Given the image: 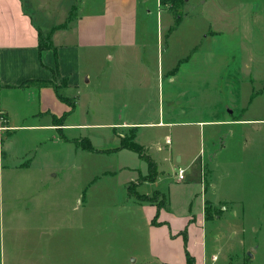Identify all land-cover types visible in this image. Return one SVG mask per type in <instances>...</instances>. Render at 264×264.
I'll list each match as a JSON object with an SVG mask.
<instances>
[{
    "label": "rangeland",
    "instance_id": "1",
    "mask_svg": "<svg viewBox=\"0 0 264 264\" xmlns=\"http://www.w3.org/2000/svg\"><path fill=\"white\" fill-rule=\"evenodd\" d=\"M193 1L190 2L193 8L187 4L171 11L175 15L177 11L184 13V17L187 11L194 13L193 17L189 13L184 18L173 41L175 50L171 52V57L174 59L184 55L188 49L187 43L194 39L199 41L201 30L207 28V20L196 15L199 14V0ZM157 9V0H148L146 5L139 7V26L149 31L145 40L156 39L153 31ZM147 11L152 13L148 14ZM237 42L238 45H235ZM163 43L165 58L168 55L166 37ZM229 45L228 42H221L216 46L211 39L204 43L200 53L202 56L206 53L208 65L198 66L197 70H202V74L195 76L201 80L194 81L183 67L179 71L174 88L176 91H180V88L190 89L194 96L192 101L191 94L180 93L181 101L177 103V108L179 111L181 108L185 110L177 117L180 122L207 118L209 111L200 110V101H203L200 92L215 93L218 96L216 103L219 104L224 101L234 105L233 99L239 105L248 103L252 89L257 88L260 82L256 78L252 84L251 78L255 79L257 74L264 71V47H246L238 40L231 47ZM96 56L101 58L100 55ZM252 56H255V61H251ZM97 57L84 59L83 70L87 71L91 80L80 89L64 91L66 95L73 96L77 109L67 120L72 126L62 133L27 127L20 130L12 126L35 122L27 113L38 108L25 100L27 88L26 91L11 92L0 84V110L10 111L9 118L5 111H0V264L179 263L176 256L177 248H180L178 244L163 242L160 235L153 240L154 245L151 243V230L148 227L150 213L137 203L142 199L139 192L152 195L156 189L162 191L165 198L161 200H168L163 208L165 217L183 218L191 214L199 217L197 197L191 194L190 186L184 187L178 181L177 153L184 152L185 158L189 159L193 150H202L199 158H205L215 154L220 142L218 140L216 146L209 148L211 131L207 127L200 129V125L195 123L164 128L147 126L143 128L142 138L146 144L150 145L155 138L163 139L166 132L174 138V142L159 152L160 155L153 148L150 149L157 157L159 155L158 158L161 156L164 170L161 180L158 183L139 182L144 177L141 173L148 170L140 154L128 149L120 152L112 150H119L124 144L127 148L136 145L144 158L150 159V156L135 140V128L126 125L111 128V123L118 120L115 119L118 108L127 103L122 96L130 95L133 90L139 94L142 90L136 85L137 78L132 79L131 70L124 68L127 78L120 90L126 92L113 97L116 101L111 102L109 91L117 92L119 84L114 88L110 86L113 84L110 79L113 73L107 71V62ZM148 59L153 65L149 68L153 100L141 103L146 108L141 119L150 122L161 107L166 110L167 119L172 105L167 76L159 80L155 74L158 71L157 53H148ZM108 78L111 83H108ZM240 92L241 97L238 96ZM188 97H191L190 102L185 100ZM210 103L214 105V102ZM130 105L134 110L131 114L135 116V105H139ZM177 130H184L182 136L188 141L185 146L176 142L179 139ZM221 156L220 153L216 159L212 156V164L216 162L217 167L213 173L214 186L209 191L212 190V195L218 200L213 209L210 205L206 210L210 216L206 225L208 264L212 263L210 256L215 251H218V256L221 251V259L213 264H225L227 253L231 248H237V245L231 247L228 244L239 235L260 249L257 259L250 257L247 263L264 264V167L259 168L258 173H250L249 166L244 176L236 173L227 179V176H223ZM187 179L184 182H188ZM234 193L247 196L244 205L227 200ZM190 197L194 198V204L188 205ZM155 213L158 214L157 208ZM160 216L161 213L157 218Z\"/></svg>",
    "mask_w": 264,
    "mask_h": 264
},
{
    "label": "crops",
    "instance_id": "2",
    "mask_svg": "<svg viewBox=\"0 0 264 264\" xmlns=\"http://www.w3.org/2000/svg\"><path fill=\"white\" fill-rule=\"evenodd\" d=\"M192 1L185 0L183 6L190 5ZM146 2L148 3V0H0V84L11 92L24 91L27 88L25 100L38 108L27 113V116L33 117L35 122L29 125L16 123L11 124L12 126L20 130L27 127L39 131L58 130L62 133L72 126L67 123V120L77 109L73 96L66 95L64 91H71L72 88L80 89L84 83L91 80V76L83 70L84 59L93 60L97 57L96 55H100L101 58H97L107 62V71L110 70L113 73L110 78L113 84L110 86L114 88V85L119 84L117 92L108 90L111 102L116 101L113 97L122 96L126 92L120 90L121 85L125 84L123 81L127 78L124 68L131 70L132 79L137 78L136 85L142 91L138 94L136 90H133L130 95L122 96L127 103H123L118 108V117H115L118 120L111 123V128L117 125L135 128V140L150 156L153 162L152 167L140 157L147 164L148 170L141 173L144 177L139 182L158 183L161 180L164 170L161 166V156L158 158L159 152L166 146L170 147L174 142V138L166 132L164 141L155 138L148 145L142 140L143 128L147 126L164 128L190 123L199 124L200 129L207 127L211 131L209 148L211 145L216 146L218 140L220 142V148L215 154L199 158L202 150H193L190 158L186 159L184 152L177 153L178 169L186 168L185 177L182 180L178 178V181L184 187L190 186L191 194L197 197L199 217H194L193 214L183 218L165 217L163 208L166 207L168 200H161L165 198V194L159 189L153 191L152 195L139 192L140 195L147 196L149 199L142 198L137 203L141 204L148 214L150 213L148 227L151 230L150 240L153 245L155 237L160 235L163 242L169 241L180 246L176 253L179 258L178 264H187V253L195 258V264H208L206 225L210 216L207 215L206 210L210 205L213 209L218 200L212 195V190L209 191L214 186L213 173L217 167L216 162L212 164V156L216 159L218 153L222 155L223 176H227V179L236 173L241 177L244 176L249 166H251L250 173H258L259 168L264 167V71L257 74L255 79L251 78L252 84L256 78L260 82L257 88L252 89L248 103L245 104L239 100L242 103L239 105L235 99H233L234 105L224 101L219 104L216 103L218 96H215V93L210 95L200 92V98L203 99L200 101V110H208L209 115L207 118L196 119V121L177 120L179 114L185 112L184 108H181V111L177 108V103L181 101L180 93L185 92L189 96L191 93L190 89L186 88V91L180 88V91H176L174 87L182 67L194 81L201 80L195 77L202 71L197 70V67L201 65L207 67L208 60L205 57L206 53L201 55L200 49L204 48V43L209 39L214 41L216 46H219L221 42H228L231 47L233 42L238 40L246 47H264V0L259 2L257 0H199V14L196 15L207 20V28L201 30L199 41L194 39L191 43L189 42L190 44H186L187 51L177 59L171 57V52L175 50L173 41L180 31L184 18L192 12L187 11L185 17L184 13L178 11L175 15L171 12L173 11L172 3L161 5V0H157V22L153 31L156 39L145 40L149 31L142 30L139 26V7L146 5ZM193 14H190L192 15L190 17H193ZM164 37H166L168 53L165 58L163 56ZM46 44L49 47L45 46ZM41 45L44 47L42 48ZM148 53H157L158 71L155 74L159 80L167 76L172 105L167 119L165 118L166 110H162L161 107L150 122L141 119L146 110L141 103L153 100L149 85L151 78L149 68L153 65L148 59ZM254 58L255 56H252L251 61H255ZM165 63L166 69H164ZM126 64L128 65L125 66ZM108 83H111L109 78ZM238 96L241 97V92ZM191 97L185 100L190 102ZM191 99L193 101L194 96ZM210 101L214 102V105H211ZM135 103L139 106L136 107ZM130 104L135 105L134 109L137 111L135 116L131 114L133 106L131 108ZM9 114L10 111L6 112L8 118ZM66 114H69L67 118ZM177 131L176 135L179 139L176 142L185 146L188 141L182 136L184 130ZM168 138L171 140L169 143ZM181 139L183 140L180 141ZM194 146L192 144V147ZM151 148L158 152V157L150 151ZM125 149L130 150L123 147L112 151L120 152ZM186 178H189L188 182H184ZM232 195L227 197L228 201L245 204L246 195L235 193ZM219 202L221 203L222 200ZM190 204H194V198L188 199V205ZM159 212L161 216L157 218L160 215ZM184 223H187L185 227ZM188 227L189 231H186ZM235 245L237 248H231L230 253L225 256V264L234 262L248 264L250 257L257 259L259 247L255 248L253 243L244 241L243 235H239L228 244L231 247ZM210 257L213 264L221 259V251L220 256L218 251H215ZM162 263L165 264V262Z\"/></svg>",
    "mask_w": 264,
    "mask_h": 264
},
{
    "label": "trees",
    "instance_id": "3",
    "mask_svg": "<svg viewBox=\"0 0 264 264\" xmlns=\"http://www.w3.org/2000/svg\"><path fill=\"white\" fill-rule=\"evenodd\" d=\"M168 2H170V3H172V5H171V7L174 9H179V8H181L182 6H183V4L185 3V0H161V5H166V4H168ZM42 46V45H41ZM45 46H47V47H49L48 46V44H46ZM44 46H42V48H43ZM89 147H90V149H92L93 147H92V144H91V142H90V140H89ZM124 147H127V145H125L124 144ZM128 148H130V150H132V151H134V152H138L139 154H140V157L141 158H143V159H145L147 162H148V165L150 166V167H152L153 166V162H152V160H150V159H146V158H144L143 156H142V151L140 150V148L138 147V146H134V145H130V147H128ZM116 150H118V149H116ZM140 198H143V199H149V197H145V196H143V195H140L139 196ZM187 258H188V262H187V264H195V258H193L192 256H190V254L189 253H187Z\"/></svg>",
    "mask_w": 264,
    "mask_h": 264
},
{
    "label": "built area",
    "instance_id": "4",
    "mask_svg": "<svg viewBox=\"0 0 264 264\" xmlns=\"http://www.w3.org/2000/svg\"><path fill=\"white\" fill-rule=\"evenodd\" d=\"M170 141H171L170 138H168L167 142L169 143ZM185 173H186V168L185 167H182V168L180 167L178 169V178L180 180H182L185 177Z\"/></svg>",
    "mask_w": 264,
    "mask_h": 264
}]
</instances>
